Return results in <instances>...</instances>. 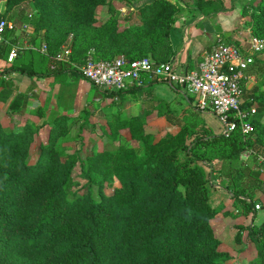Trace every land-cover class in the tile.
Wrapping results in <instances>:
<instances>
[{"label":"trees","instance_id":"1","mask_svg":"<svg viewBox=\"0 0 264 264\" xmlns=\"http://www.w3.org/2000/svg\"><path fill=\"white\" fill-rule=\"evenodd\" d=\"M19 1L4 0L5 11L0 16L5 17ZM32 1L37 11L32 19L35 31H43L46 38L53 31L61 36L71 32L70 59L78 64L90 51L103 60L118 55L130 60L151 56L156 63L168 61L173 53L170 29L178 6L170 0L144 2L137 8L139 22L123 27L111 12L102 22L96 21L97 6L107 4V0ZM195 4L204 15L220 10L211 0H196ZM251 5L252 30L264 35V0ZM244 11H248L246 7ZM6 45L0 42V55ZM53 54L49 43L47 52L17 49L9 70L28 76L57 75L64 69L61 63L52 68L47 65ZM36 64L43 65V70ZM263 67L264 61L255 59L246 73L261 75ZM155 82L162 81L150 74L135 86L98 91L117 98L127 89ZM256 92L250 90L244 99L245 106L258 104L252 118L254 130L248 136L240 128L213 134L203 121L185 119L180 123L162 99L152 98L144 115L155 109L180 128L175 133L165 132L159 139L145 130L144 115L128 117L114 112L108 120V136L120 137L119 130L126 128L142 150L124 145L81 161L82 176L87 183H97L100 192L104 183L113 185L114 178L119 182L112 193H101L98 199L90 188L81 193L73 189L77 153L63 154L48 141L36 162L28 163V128L15 131L0 126V264H226L232 256L220 249L211 225L215 210L209 203L211 182L205 167L210 161L219 162L220 175L235 188L230 192L234 204H241L247 213L251 203L246 201L244 190H264L260 172L240 161L249 149L251 156L264 154V95ZM10 93L0 90V100H6ZM27 98L26 93L15 95L21 108ZM247 235L256 255L242 264H264V223L249 227Z\"/></svg>","mask_w":264,"mask_h":264},{"label":"rangeland","instance_id":"2","mask_svg":"<svg viewBox=\"0 0 264 264\" xmlns=\"http://www.w3.org/2000/svg\"><path fill=\"white\" fill-rule=\"evenodd\" d=\"M4 1V0H3ZM148 0H107V4L99 5L96 8L95 14H96V21L102 22L106 18L105 15V8L107 12L110 15L114 16V18H117V20L121 16V9L122 7H131L130 9H137L141 4L146 2ZM177 4L178 9L176 12L177 14L182 10H197L198 12L202 13L200 10L201 8L196 6V0H170ZM206 1V0H204ZM214 1V5L219 6L220 10L219 12H226L230 11L231 13L228 15V18L230 19L231 25H238L241 27L240 29L243 30L244 33L242 34L240 39H232L231 37L221 36L220 41L221 42H235V43H241V44H247L248 40L251 37L258 38L264 43V35L256 34L253 32L251 27V20H252V14L250 13L251 4L257 3L259 0H211ZM220 1V2H219ZM205 3V2H204ZM139 4V5H135ZM3 7V3L0 4V10ZM246 7V10L244 11V8ZM209 9H212L210 7H207ZM36 7L34 5V2L32 0H21L14 4L11 7V10L8 12V14L5 16L7 22L10 24L9 27H6L4 30L2 36L5 37L7 35H10L9 31H17V36L19 39H24L27 41H34L37 45L40 51L47 52L48 51V43L50 48L54 49L55 54L61 52L63 50V47L60 48L61 44L65 42L66 39H70V44L73 42V35L71 32L68 34H65L63 36L60 35L59 31H53L49 34V36L52 39L46 38L45 35H43V31L40 33H37L34 29V24L32 22V19L36 15ZM175 16V19H176ZM209 16V15H206ZM104 18V19H103ZM2 36L0 40L2 39ZM41 36V37H39ZM61 36V37H60ZM48 39V40H47ZM2 42V41H0ZM66 43L63 44L65 46ZM72 48V44H71ZM60 49V50H59ZM59 50V52H58ZM57 52V53H56ZM93 54L96 58H98L94 53L91 51L89 52ZM53 54V55H55ZM71 54V53H70ZM262 54V55H261ZM262 61H264V51L261 53ZM52 55V56H53ZM259 55V56H260ZM119 56V55H118ZM259 56L256 57V60H260ZM51 57V56H50ZM68 57V56H67ZM151 58V57H150ZM101 59V58H99ZM72 69H76V67H73ZM263 73L260 77L259 81L261 84V87L263 86L262 91L256 92V95H259V93L263 97L264 95V67H263ZM77 71V69H76ZM13 75V74H12ZM15 75V74H14ZM13 75V76H14ZM71 76V75H70ZM70 76L69 79H72ZM80 79H84L87 82L90 83L89 80L84 78V76H76ZM2 80H5L4 78L0 77V82ZM58 83V81H57ZM159 83V82H157ZM91 84V83H90ZM163 84H165L163 82ZM77 85L68 87L66 90V98L61 99L59 97L57 99V105L58 107H62V104L66 103V105L73 104L72 107L66 108V111L63 112H47L45 113V108L42 106L35 107L33 112L30 114V116L27 117V120L22 123V118L17 116H10L7 115V112L0 108V126L3 130H21L23 127L28 128L30 132V140L29 144L26 149V161L28 163H34L38 159L40 150L43 145H45L48 141H52L54 143V148H56L58 151H60L63 154H72L77 153L78 154V161L73 169V179L76 182V185L73 187L74 190H77L79 193L86 192L89 188L91 190L92 195L94 198L98 199L100 197L101 193H104L106 195L112 193L113 186H118L119 182L114 178L113 179V185H107L104 183V187L102 188V191H99V186L97 183L90 182L87 183V179L82 176L81 174V161H85L87 157L91 154H96L102 151H113L121 146H130L134 147L137 150H142L141 146L134 140L131 139L129 132L124 131V135H121L120 137H114L111 138L108 136L106 131L108 130V120L111 118L112 114L109 112L114 111L116 108V99L111 96H105L100 95L98 92L96 94L95 88L99 90L96 86L92 85L90 86V92L88 93L87 97L77 95ZM166 85H162L161 88H166V90H172V94L175 92L171 87H165ZM244 87V85H243ZM177 89H180L183 91V93L187 94L190 98H194L195 95L188 92L186 89H181L179 87H176ZM158 95H161L162 97H165L167 99H170V94L167 95V93H164L163 91H157ZM250 93L249 91H243V99H247L249 97ZM101 96V97H100ZM68 101V102H67ZM257 103V102H255ZM174 110L177 113L178 116H181V120L190 119L195 122H199V117L193 116V112L191 109L181 107V106H174ZM176 115V116H177ZM206 118V121L208 122L209 126L211 127V130L213 134H219L220 130L222 129V124L218 121V119L213 116L209 115ZM262 124L264 125V114L261 118ZM170 123L168 121L162 122V121H155L154 123L148 124L145 130L148 132H152L155 134V138L159 139L161 136L167 132L166 127H168ZM251 135V134H250ZM251 139L254 140V135L250 136ZM253 154V153H252ZM259 156L262 157V159L258 158V155H253L247 159L240 158V161L246 162L250 167H252V170L259 171L260 175L263 174L260 178L262 182L264 183V154H260ZM234 167L237 166L238 160L233 162ZM219 162L217 160L210 161L207 166L205 167V170L208 173V177L210 179V182L212 184L213 182H217L219 180L220 184L226 188L229 193L231 191H235V188L231 185L229 180L220 175L219 173ZM261 168V169H260ZM224 171H228V165L224 167ZM232 179V178H231ZM246 191V192H245ZM264 190L262 188L255 189L254 191H247L244 190V196H246V199H249L250 208H252L257 211L264 207ZM230 197V196H229ZM251 198V200H250ZM221 195H218L212 188V186H209V203L211 207L215 210V214L211 220V225L214 230V233L216 237L219 239L218 229L217 226L220 222V214L221 209L219 208L218 202L221 200ZM258 204L260 206L259 209L255 208V205ZM237 208L240 210H244L241 204L236 203ZM230 210H227L229 212ZM225 213V211L223 212ZM243 215V214H242ZM238 217V216H237ZM246 218H242L239 216V218H234L235 220L230 219L233 223V226L228 225L232 228H235L232 230L234 232V242L236 244L241 243V229L245 231L246 224L249 223L250 216H246ZM264 209H262L258 214L256 218L257 224L260 225V223H264ZM263 219V221H261ZM261 223V224H262ZM227 224V223H226ZM257 224L253 226H258ZM252 226V227H253ZM231 229V228H230ZM246 232L243 233V235ZM248 234V233H247ZM228 239H230V236L228 235ZM247 240V248L245 251L247 253L243 256L235 255V257H231V264H242L244 262H248L256 255V247L254 243L251 241V239L246 236L245 238ZM249 239V240H248ZM220 241V239H219ZM221 242V241H220ZM227 250L230 248L226 245ZM220 249L223 250V247L220 245ZM234 253V252H233ZM237 256V257H236Z\"/></svg>","mask_w":264,"mask_h":264},{"label":"crops","instance_id":"3","mask_svg":"<svg viewBox=\"0 0 264 264\" xmlns=\"http://www.w3.org/2000/svg\"><path fill=\"white\" fill-rule=\"evenodd\" d=\"M1 2L3 3V7L1 8L0 13H3L5 11V6L4 1L0 0V4ZM130 8L131 7H128L126 9L125 6L120 8L122 14L119 18V26L123 27L128 23L139 22L137 9ZM230 13L231 10L206 16L203 13L198 12L197 10H182L177 14L176 19L170 29V40L173 50V53L170 58H174L178 61L179 68L181 70L195 69L198 64L203 60L206 53L211 50L212 46L216 43L218 39H220L221 36H229L232 39L241 38L242 34L240 33L244 32L240 29L241 27H239L238 25L230 24V19L228 18V15ZM108 16L109 13L105 8L104 17L107 18ZM17 35V31H10V35H7L5 37L2 36V39L0 40L7 44L6 50L3 52L2 55H0V77L5 79L2 80L3 85H0V90L6 89L11 92L6 100H0V108H3L7 112V115L21 117V121L22 123H24V121L27 120V117L30 116V114L34 111L33 109L38 106L44 107L45 113L49 111H66V108L72 107L73 104L69 105V107L68 105H66V103H64V105L62 104V107L59 108L57 105V99L59 97H61V99H65L67 88L77 84L78 86L76 94L81 96L84 95L85 98L87 97L88 93L90 92V86L92 84H90L84 79L76 77L78 76L75 73L76 69L72 68L76 67L78 65V62L76 60L70 59V55L68 57L63 58L61 61L54 63L53 66H56L58 63H61L62 68L64 69L63 72L58 73L57 75L28 76L25 74L18 73L15 70H9L11 64L14 61V58L16 57L17 49L27 47L33 49L38 48V45L34 41L19 39ZM48 38L52 39L50 36H48ZM67 41L68 39H66L65 42L61 44L60 48H62L63 44ZM52 50L55 51L54 49ZM11 53L14 54V57L11 61H8ZM261 55L259 56L260 60L263 59L261 58ZM50 64L51 59L50 61H48L47 65L52 68ZM36 67L38 68V70H43L44 66L36 64ZM12 74L15 75L13 76ZM68 76H70L72 79H69ZM261 76L262 75L256 73H247V79L245 80L243 90L250 91L252 89H257L258 91H262L263 86L261 87L259 81ZM164 83L165 84H163V82H155L151 86H147L146 84H144V87L140 89H127L124 94L120 95L117 98L114 97L117 100V105L114 111H111L109 113L113 114L116 111H120L123 115H126L128 117L131 115L143 116L145 110L144 107H150L152 98L162 99L168 103L169 107L173 111L175 119L179 120L180 123H182L184 120H181L182 117L178 116L175 112V105L185 107L194 111L193 116L195 115L199 117V120L203 121L206 127H208L209 130L212 132L211 127L209 126L205 118L209 115L215 116L210 110V108H200L196 96L194 98H190L187 94L183 93L182 90L177 89L174 85H171L166 82ZM162 85H166L165 87H171L175 91L172 96V90H166V88H161ZM159 90L163 91L164 93H167V95L170 94L171 98L167 99L165 97H162L161 95H158L157 91ZM95 92L96 94L97 92L100 94V92L96 88ZM18 93H26L28 95L26 105L23 108H21L20 103L15 99V95ZM144 120L146 122V127L148 126V124L154 123L158 120L162 122L167 121L165 117L163 115H159L157 110L155 109H151L148 114L144 115ZM179 128L180 125L171 123L168 127H166L167 131L171 133L177 132ZM124 131L129 132L126 128L120 129V135H124ZM219 133H222V129ZM262 175L263 174H261L260 177ZM211 186L218 195H221L222 198L220 202H218V206L221 209V213H219L221 218L217 226V235L219 236V239L221 241L220 244L223 247V250L228 251L231 256L235 257V255H242L243 260V256L247 253V251L245 250L247 248L248 243L245 238L246 236H248V228L257 224V214L262 209H264V207L260 210L255 211L251 206L250 210L246 213L244 210H239L237 208V205L234 204V198L231 197L232 194L229 193V191L220 184L219 180H217V182H213L212 180ZM241 198H244V196H241ZM246 201L248 202L249 199H246ZM227 210H230L231 212L227 213ZM224 211L225 213H227L226 215L223 214ZM239 216L243 219H247L246 216H250L251 219H249V223L246 224L247 226L245 231L241 229V243L236 244L233 240L235 234L232 231L235 228H232L228 225L233 226L234 221L232 222L230 219H232L233 217L239 218ZM234 218L232 220H235ZM263 219L261 221H263ZM244 232L246 233L243 235ZM228 235L230 236V239H228ZM226 245L230 248L231 251H229V249L227 250ZM226 264H231V262L228 261Z\"/></svg>","mask_w":264,"mask_h":264},{"label":"built area","instance_id":"4","mask_svg":"<svg viewBox=\"0 0 264 264\" xmlns=\"http://www.w3.org/2000/svg\"><path fill=\"white\" fill-rule=\"evenodd\" d=\"M9 25L6 18L0 16V38ZM263 51L264 43L255 37H251L247 44L221 42L218 39L192 70H181L174 58L160 63L150 57L130 60L124 55L103 60L91 53L76 69L99 90L109 91L140 84L152 74L158 81L188 90L197 97L200 108L209 107L222 124L221 134L240 128L248 136L254 130L252 118L257 113L258 104L253 102L245 106L242 89L247 79L246 70ZM70 53L69 39L61 52L50 57V66L53 67L54 62L61 61ZM13 57L11 53L8 61ZM252 153L249 149L241 154V158L247 159ZM258 158L262 159L259 155ZM255 208L259 209L260 206L256 204Z\"/></svg>","mask_w":264,"mask_h":264}]
</instances>
